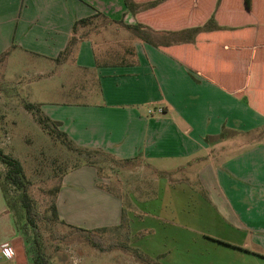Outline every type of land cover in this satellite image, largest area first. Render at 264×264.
Masks as SVG:
<instances>
[{"label":"crops","instance_id":"obj_1","mask_svg":"<svg viewBox=\"0 0 264 264\" xmlns=\"http://www.w3.org/2000/svg\"><path fill=\"white\" fill-rule=\"evenodd\" d=\"M226 5L211 31L229 39L214 52L216 76L250 77L255 91L256 83L264 86V0ZM96 12L108 20L97 17L80 28L84 37L56 62L75 20ZM136 22L123 0H0V53L9 48L0 69L17 77L11 89L26 92L75 144L120 159L137 158L152 168L162 161L165 172L173 168L167 162L209 148L218 158L225 142H241L201 183L212 191V205L245 236L235 249L250 263L264 264V115L240 96L244 87L228 91L135 37L124 24ZM257 91L260 98L263 90ZM100 178L90 165L63 176L56 197L61 220L87 229L120 224L122 198L100 187ZM5 242L14 257L0 252V264H31L1 191L0 245Z\"/></svg>","mask_w":264,"mask_h":264},{"label":"rangeland","instance_id":"obj_2","mask_svg":"<svg viewBox=\"0 0 264 264\" xmlns=\"http://www.w3.org/2000/svg\"><path fill=\"white\" fill-rule=\"evenodd\" d=\"M192 34L164 32L152 38L179 44L191 42ZM17 81L0 69V146L23 165L28 193L43 217L38 225L50 264H252L246 254L235 249L234 243L242 244L245 239L242 231L212 205V191L201 183L202 177L211 178L216 160L237 152L241 142H225L218 158L217 150L212 154L209 148L180 162H167V168H173L165 172L159 170L162 161L152 168L140 159L113 161L98 155L100 179L120 195L126 212L122 225L97 233L105 246L101 249L71 225L51 216L53 188L82 162L25 110L26 92L18 94L11 89ZM9 194L15 197L19 191L11 188ZM24 236L28 239L26 243L22 236L26 250L33 241L29 230ZM110 245L114 246L111 250Z\"/></svg>","mask_w":264,"mask_h":264},{"label":"trees","instance_id":"obj_3","mask_svg":"<svg viewBox=\"0 0 264 264\" xmlns=\"http://www.w3.org/2000/svg\"><path fill=\"white\" fill-rule=\"evenodd\" d=\"M234 1L235 0H123L124 6L131 11L137 19L136 24H124V26L127 29H131L135 37L155 44L162 51L186 65L191 71L201 73L207 79L220 84L224 89L234 91L244 87L240 96L244 95L247 102L256 111L264 115V86H260L256 83L254 85L256 90L253 91V82L250 81V77L235 79V77L232 76L231 78H224L225 80H223V78L216 76V57L214 52L218 46L227 43L229 39H227V35L221 36L212 33V26H215V28L218 27L219 14L224 12V8L227 6L226 3L232 4ZM236 1H244L247 4L249 2V0ZM97 17L108 20L107 16L100 12L75 20L72 26L71 36L66 46L54 59L56 62L60 63L65 61L69 55L72 54L78 41L84 37L83 33H78L80 28L91 24ZM152 31L174 33L192 31V41L162 45L153 40L151 35ZM8 54L9 48L1 52L0 62H3ZM243 80L245 84H243ZM257 89L263 90V94L260 98V91H257ZM23 107L33 115L36 122L52 138L60 140V142L66 146L67 150L75 152L81 160L82 166H94L97 173L99 171L96 166L98 163V155L108 157L113 161L129 162L137 160V158L120 159L99 148L94 149L78 146L65 131L60 129L59 121L52 120L42 112L39 104L24 99ZM0 164L4 167V172L0 173V189L8 209L15 218L17 230L20 235L23 236L26 243H28V239L24 235L28 230L31 232L33 242L29 245L27 244L28 246L25 250L31 264H50V258L45 253L41 231L38 225V221L42 220L43 217L36 210L33 199L28 193L23 165L14 155L6 153L1 146ZM98 185L112 192L108 189L106 184L99 182ZM60 186L61 182L53 188L55 197L51 204V216L56 220H60L62 223H66L60 219L56 207V197ZM11 188L19 191V194L15 197L10 195L9 191ZM112 193L117 194L115 192ZM125 213V208H123L121 221L118 226L122 225L125 219ZM71 227L90 240L94 246L105 249L100 237L97 235L99 231L105 230V227L94 229H87L75 225H71ZM113 248L114 246L110 245L108 249L111 250ZM140 257L150 262L157 263L156 260L146 255L140 254Z\"/></svg>","mask_w":264,"mask_h":264},{"label":"built area","instance_id":"obj_4","mask_svg":"<svg viewBox=\"0 0 264 264\" xmlns=\"http://www.w3.org/2000/svg\"><path fill=\"white\" fill-rule=\"evenodd\" d=\"M152 111L153 110H150V112H152ZM156 111L161 113L163 111V109L161 107H159V108L156 109ZM8 249H11L14 252L13 248L11 247V245L8 242H5V243L0 245V252H1L2 256L5 257V258H7L5 253H6V250H8ZM13 257H14V255L12 256V258Z\"/></svg>","mask_w":264,"mask_h":264},{"label":"clouds","instance_id":"obj_5","mask_svg":"<svg viewBox=\"0 0 264 264\" xmlns=\"http://www.w3.org/2000/svg\"><path fill=\"white\" fill-rule=\"evenodd\" d=\"M5 254H6L8 259H11L12 256L14 255V252L11 249H8V250H6Z\"/></svg>","mask_w":264,"mask_h":264}]
</instances>
